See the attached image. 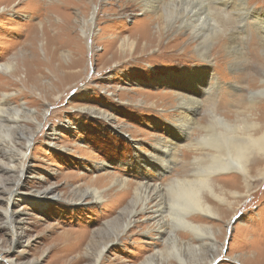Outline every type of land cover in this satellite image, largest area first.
<instances>
[{
    "label": "rangeland",
    "instance_id": "obj_1",
    "mask_svg": "<svg viewBox=\"0 0 264 264\" xmlns=\"http://www.w3.org/2000/svg\"><path fill=\"white\" fill-rule=\"evenodd\" d=\"M225 1L233 0H213V4ZM243 1L249 14L264 11V0ZM142 11L140 1L130 0H0V64L16 56L14 70L9 74L0 71V96H8L5 107L23 105L42 120L33 129L20 191L51 186L61 197L40 198L38 206L7 197L2 187H10L18 175L16 171L0 174V210L18 213L11 227L3 224L0 214V264H8V258L15 264H91L92 254L85 257L84 249L93 233L133 196L131 189L115 196L112 182L120 177L130 184L165 183L193 161L184 145L194 134L176 145L172 163L167 165L171 172L160 179L153 168L147 169L135 158L137 152L143 157L156 153V140L168 142L179 134L172 127L177 123L178 94L189 96L193 93L189 89L196 90L200 104L192 118L198 123L214 106L230 120L238 112L246 117L258 114L249 110L251 103L264 107V96L253 97L251 103L249 99L264 76V59L252 42L258 37L254 18L239 23L231 13L234 42L233 33L217 35L205 62L183 28V35L173 27L160 40L155 38V17L160 11ZM148 17L153 21L142 28ZM83 21L90 25L85 38L79 32ZM125 37L140 42L129 55L118 49ZM144 42L146 49L142 50ZM218 44L225 48L222 54L217 52ZM219 54L224 59L221 64H217ZM207 73L205 83H185V76L205 80ZM82 108L103 111L112 120L87 114ZM216 179L241 195L226 194L225 204L208 198L220 208V217L195 219L213 226L217 243H221L211 264H264V179L255 178L246 195L237 173L220 174ZM99 189H106V199L96 204L91 191ZM141 233V228H132L131 236L109 244L101 264H139L154 251L155 242ZM16 234L19 238L13 244ZM180 238H186V233Z\"/></svg>",
    "mask_w": 264,
    "mask_h": 264
},
{
    "label": "bare ground",
    "instance_id": "obj_2",
    "mask_svg": "<svg viewBox=\"0 0 264 264\" xmlns=\"http://www.w3.org/2000/svg\"><path fill=\"white\" fill-rule=\"evenodd\" d=\"M130 1H140L142 12L160 11V14L155 17L157 21L155 26L157 36L155 38L160 40L164 33L173 27L179 31L178 35H183L181 33L183 30H180L183 28L194 51L200 60L205 62L209 60L208 48L214 43V38L217 35H223V32L228 35L233 33L231 13L234 14H232V18L239 23L246 22L245 20L249 17L254 18V29L257 31L258 37L254 36L252 42L260 49L264 59V11H255L254 14H249L247 9L242 10L240 7L245 4L243 0L216 4H213L215 3L213 0H207L208 3L205 0ZM151 20L153 21L150 17L146 18L142 28L146 27ZM81 24L79 32L85 38L89 34L90 25L87 21H83ZM140 36L142 34L139 33ZM230 38L233 43L236 38L235 33ZM139 44V38L125 37L121 39L118 49L129 55L132 50L133 52L135 49L137 50ZM222 44L216 46L218 47L217 52L223 50ZM145 45L146 42H144L142 50L146 49ZM228 46L226 48L229 50H235V47ZM20 54L22 53L20 52ZM221 54L218 55L217 64L224 62V59H221ZM238 57L241 58V61L243 60L241 53ZM9 60L0 64V71L4 74H9L16 67L14 63L16 56H12ZM235 64H240V62ZM26 70L28 71V68ZM185 77V83L191 86L193 82L198 85L201 81L202 83L207 82L209 76L207 73L205 80H202V77L198 80L199 76L197 75ZM256 89H253L249 94L250 103L253 102V97L264 96V76ZM189 92L193 93L189 96L177 93V117L175 119L177 123L172 127L179 131V134L174 136L175 139L168 142L156 140L153 147V151L156 153H150L143 157L137 152L135 158L140 165L147 169L148 167L153 168L160 179L163 175H168L171 172L167 165H170L176 145L185 142L186 139L189 140L190 135L194 134L195 137L184 145L189 154H192L193 161L186 167L182 166V171L177 173L174 179H169L165 183L153 184L146 180L147 182L130 184L127 179L120 177L112 182L110 186L113 187L115 196L127 193L130 189L133 191V196L127 204L119 209L115 217L105 221L97 233H93L90 242L84 249L85 257L92 254L91 264H101L108 245L117 244L120 240L131 236L129 233L132 228H141L142 233L155 239L154 251L145 256L139 264H211L219 255L221 243H217L216 230L213 226L195 219L197 216L208 220L220 217V208H217L208 198L216 204H225L227 203L226 194L232 198L241 195L238 191L227 189V185H220L216 177L224 173H237L241 179L242 187L245 189V195L251 190L253 182H256L255 178L264 179V107L255 108L251 103L249 110L258 111V114L253 113L246 117L241 116L238 112L235 113V119L230 120L226 114L219 113V106H214L211 109L208 108V115L203 122L198 123L194 122L192 118L196 115L200 104L198 93L196 90L190 89ZM0 97V174L16 171V175H18L10 187H2V194L7 197L16 196L19 200L22 199L36 206L39 205L40 198H57L59 200L61 197L53 193L51 186H44L33 192L20 191L21 180L24 178V164L28 158L27 151L33 141V129H38L42 125V120L37 117L36 111L26 110L23 105L5 107L8 96L3 94ZM81 110H85L87 114L98 115L109 122L112 120L110 115L103 111L93 112L87 108ZM257 158L259 160L255 161ZM154 163H156V167H153ZM254 172L255 175H252ZM232 178L236 180L237 176H232ZM220 182L224 181L220 180ZM234 183L236 184V181ZM91 192H93L91 195L96 204L105 201L106 189L92 190ZM83 197L82 195L78 201H82ZM35 202L36 204H34ZM0 214L4 220L3 224L6 226L11 227L15 224L18 213L2 208ZM182 233H186V238H180ZM18 238V234L12 236L13 244H17ZM156 244H160L161 247L158 249ZM6 263L15 264L9 258Z\"/></svg>",
    "mask_w": 264,
    "mask_h": 264
},
{
    "label": "snow or ice",
    "instance_id": "obj_3",
    "mask_svg": "<svg viewBox=\"0 0 264 264\" xmlns=\"http://www.w3.org/2000/svg\"><path fill=\"white\" fill-rule=\"evenodd\" d=\"M240 7H241L242 10H244V9L247 8V5H246V3H245V4L241 5Z\"/></svg>",
    "mask_w": 264,
    "mask_h": 264
}]
</instances>
